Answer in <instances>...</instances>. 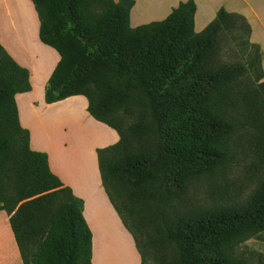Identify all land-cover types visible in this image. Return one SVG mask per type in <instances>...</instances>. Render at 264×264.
Masks as SVG:
<instances>
[{"label": "trees", "instance_id": "16d2710c", "mask_svg": "<svg viewBox=\"0 0 264 264\" xmlns=\"http://www.w3.org/2000/svg\"><path fill=\"white\" fill-rule=\"evenodd\" d=\"M30 2L39 42L58 56L44 103L81 97L118 136L96 150L97 169L136 247L150 227L171 254L162 264H264L239 252L264 234V70L244 17L220 8L197 33L194 0L135 28L133 0ZM225 42L242 61L221 58ZM30 90L0 45V211L22 264H92L83 201L20 125L15 97Z\"/></svg>", "mask_w": 264, "mask_h": 264}, {"label": "rangeland", "instance_id": "374dc122", "mask_svg": "<svg viewBox=\"0 0 264 264\" xmlns=\"http://www.w3.org/2000/svg\"><path fill=\"white\" fill-rule=\"evenodd\" d=\"M133 1L134 6L130 11V26L135 28L151 22L162 21L178 6V4L187 0ZM11 2L8 0V3ZM194 2L199 8L197 13H199L201 8H205L208 11V13L204 12L201 19L198 21L196 20L195 28L197 30L202 31L215 19L217 11L223 8L227 12H234L244 17L251 29L253 39L258 40L260 43L259 45L264 49V0H194ZM14 4L17 11L14 10V12L10 14L8 13L9 10L5 7L1 14V19L5 17L6 20L7 17L6 22L9 26L8 21L10 18L11 23L17 26V23L22 21L20 15L15 13L19 12L29 22L28 28L31 29V34L29 39L27 38L28 41L25 45L27 50H15L12 59L16 60L18 65L29 71L30 76H32L30 84L41 89L34 92L31 97L33 102L36 103L35 107H41L35 114H33V111L29 108V104H26L23 94L16 97V106L21 118L20 122L25 123L24 121H26V118L29 119L31 121L29 128L32 138L38 137L40 139L42 132L39 128V123L45 122V120L53 121L50 124L52 125V129L44 133L45 139L49 136L53 144L60 148V160H76L77 163L80 160L82 168L81 175H83V171H85L86 176L83 175V177L91 178L92 172L89 165H92V153L96 154L97 149L115 144L118 136L114 131L99 124L87 115L86 102L83 98H75L72 99V102H66L67 104L60 103L53 107H49L44 103V89L47 86L49 76L57 64L58 57L53 50L47 48L38 40V20L30 0H25V2L15 0ZM14 4L12 5L14 6ZM141 7L143 8V12L136 14V10ZM216 7H218V9L212 17L209 12L213 11ZM202 26L203 28L201 29ZM13 47H15V45H13ZM231 49L232 47H230L227 42L223 43L220 50L221 58L227 62L242 61L241 51ZM32 100L30 101L32 102ZM80 101L83 102L84 108L82 105V107L80 106ZM96 126H98V128ZM47 127L49 128V126ZM26 130L29 132L28 129ZM111 134L115 136V143L110 141L112 138H110ZM44 135L39 141L43 145L45 144ZM94 174L95 180L99 181L98 173L94 171ZM96 176L98 178H96ZM1 213L5 214L4 211H0V214ZM100 221L101 224L99 225L103 231L102 239L97 245L98 249L95 256L92 258V264H162L164 261L170 259L171 254L168 250L156 248V245L152 244L156 239V234L150 227L136 233L135 236L138 240V247H136L133 235L125 228L123 230L125 235L123 236L121 230L118 231L117 226L107 224V218L104 213L102 217L99 215L96 223L98 224ZM8 229L10 231V228ZM2 230V224L0 223V231L2 232ZM1 232L0 261H5L6 258H2L1 256L4 253L10 264H17V254H15L17 249L15 250L10 236H2ZM262 238L264 240V234ZM248 241L239 249V252L244 250V247L251 249L248 245ZM18 260L19 264H22L20 257ZM4 264H8V262Z\"/></svg>", "mask_w": 264, "mask_h": 264}, {"label": "crops", "instance_id": "0c3cea01", "mask_svg": "<svg viewBox=\"0 0 264 264\" xmlns=\"http://www.w3.org/2000/svg\"><path fill=\"white\" fill-rule=\"evenodd\" d=\"M11 3H8V0H0V45L3 47V49L8 53V55L13 58L12 56L14 55V51L15 50H23L26 51V43H27V38L29 39L30 37V30L28 28V21L26 20V18L20 14L19 12H15L18 15H20V17L22 18V21H19V23H17V26L12 24L9 18V26L7 25V17L5 20V17H3L1 19V14L3 13V10L5 9V7L7 8V10H9L8 13L12 14V12H14V10L17 11L16 6H15V0H9ZM23 2H25V0H21ZM118 0H114V2H117ZM14 4V6L12 5ZM32 5V3H31ZM18 9L19 6L17 5ZM218 9V7L214 8L213 11H210V15L213 17V14L215 13V11ZM197 10H199V8L196 6V13H195V17H194V29L195 32H199L200 30H197L195 28V24L196 22L201 19V17L204 15L205 13H208L207 9L205 8H201L199 13H197ZM143 12V8H139L136 10V14ZM229 13H234V12H229ZM210 16V17H211ZM38 20V19H37ZM197 20V21H196ZM38 26H39V22H38ZM203 28V26L201 27V29ZM38 34V33H37ZM250 41L254 44L259 45V41L258 40H254L253 36H252V32H251V36H250ZM13 45H15V47H13ZM260 46V45H259ZM17 47V48H16ZM48 48V47H47ZM50 49V48H49ZM52 50V49H51ZM260 50L262 53V67H263V63H264V49L261 48L260 46ZM55 53V51H53ZM56 54V53H55ZM57 56V54H56ZM58 57V56H57ZM14 60V59H13ZM16 61V60H14ZM58 61V60H57ZM17 63V61H16ZM18 64V63H17ZM264 70V69H263ZM32 76H30L29 74V82L32 81ZM50 77V76H49ZM31 90L30 92L24 93L23 96L25 98L26 104H29V108L33 111V114H35L36 111H38L40 108L35 107L36 103L33 102L32 100V96L33 93L41 90L39 87H35L34 85H31ZM20 95V94H18ZM16 95V97L18 96ZM44 95V93H43ZM16 97H15V101H16ZM75 98H81V97H75ZM75 98H71L68 100H64L58 103H55L53 105H47L49 107H53L56 106L58 104H65L66 102H72V99ZM32 100V102L30 101ZM66 103V104H67ZM33 105V106H32ZM83 106V102L80 101V106ZM81 106V107H82ZM33 109H32V108ZM84 108V106H83ZM88 115V114H87ZM19 116V114H18ZM21 118L19 116V122H20ZM25 123H21L20 125L22 126V128L24 129H28L29 130V143H30V148L33 151L36 152H42L47 154L48 157V164H49V168L51 170V172L56 175L60 181L62 182V184L66 187H69L72 192L73 195L79 199H81L84 203L83 206V217L86 221V224L88 226V228L90 229L91 233H92V258L95 256L96 251H97V245L100 242V240L102 239V229L101 226L99 224H101V221L97 224L96 220L99 218V215H103V213L105 214L106 218H107V224L108 225H115L118 228V231L121 230V232L123 233V236L125 235V233L123 232L124 227L122 226L121 220L119 218V216L116 214V212L114 211V209L112 208V206L110 205L104 191L103 188L101 186L100 180L96 181L95 180V174L94 171L98 173V169H97V161L96 160V154H93V161H92V165L90 164L89 167L91 168V172H92V177H88V178H84V176H86V172L83 171V175H81L82 173V168L80 165V160L78 161V163L76 162V160H60L59 158V153L60 148L57 145L53 144V141L51 140V138L49 136L46 137L45 139V131L47 132V130H51L52 129V125H50L53 121H47L45 120V122L43 121L42 123H39V128L42 132V135L40 136V139L38 137L32 138L31 132H30V128L29 125H31V121L29 119L26 118V121H24ZM100 124V123H99ZM103 125V124H102ZM49 126V128L47 127ZM98 128V126H96ZM113 131V130H112ZM44 135V142L45 144L43 145L41 142H39L41 140V137ZM112 137V138H111ZM111 140L115 143V136L114 135H110ZM118 141V139H117ZM116 141V142H117ZM94 168V169H92ZM99 175V174H98ZM96 178H98L96 176ZM100 179V178H99ZM0 223L2 224V236H10L12 243L15 247V250L17 249L14 243V238L12 235L11 230L9 231L8 228L9 227V217L7 216V214L5 213H1L0 214ZM248 245L250 246L251 250H254L258 253H261L264 255V240H258V239H250L248 241ZM16 257H17V264H19V255H18V250H16ZM2 258H6L5 261H0V264H4L5 262H8V264H10V262L8 261L7 257L4 255V253L1 255ZM93 262V261H92Z\"/></svg>", "mask_w": 264, "mask_h": 264}]
</instances>
